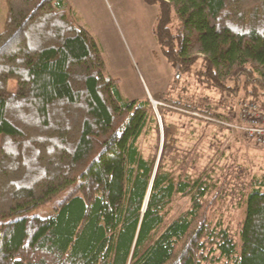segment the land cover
Wrapping results in <instances>:
<instances>
[{
    "label": "trees",
    "instance_id": "obj_1",
    "mask_svg": "<svg viewBox=\"0 0 264 264\" xmlns=\"http://www.w3.org/2000/svg\"><path fill=\"white\" fill-rule=\"evenodd\" d=\"M7 2L0 264H264V181L245 194L233 234L211 215L223 184L154 172L139 145L156 118L150 100L123 97L67 0ZM145 2L159 7L153 31L178 75L264 106V0ZM69 187L50 215L26 214ZM175 195L191 203L171 218Z\"/></svg>",
    "mask_w": 264,
    "mask_h": 264
},
{
    "label": "rangeland",
    "instance_id": "obj_2",
    "mask_svg": "<svg viewBox=\"0 0 264 264\" xmlns=\"http://www.w3.org/2000/svg\"><path fill=\"white\" fill-rule=\"evenodd\" d=\"M67 3L76 22L95 36L106 74L119 79L123 97L137 102L150 100L156 118L140 137L139 145L143 156L155 162L154 172L163 164L165 170L176 175L186 172L192 178L223 184L225 196L211 215L235 234L245 216V194L256 180L264 181V144L247 139L228 124L238 120L242 101H257L208 89L194 75H178L153 31L159 13L157 4L145 0ZM9 16L7 0H0V31ZM8 89L16 90L15 80L8 82ZM70 191L71 187L65 188L26 214L50 215ZM190 203V197L175 195L170 217H176Z\"/></svg>",
    "mask_w": 264,
    "mask_h": 264
},
{
    "label": "built area",
    "instance_id": "obj_3",
    "mask_svg": "<svg viewBox=\"0 0 264 264\" xmlns=\"http://www.w3.org/2000/svg\"><path fill=\"white\" fill-rule=\"evenodd\" d=\"M228 126L242 133L247 139L264 144V108L257 102L242 101L238 122L229 123Z\"/></svg>",
    "mask_w": 264,
    "mask_h": 264
}]
</instances>
